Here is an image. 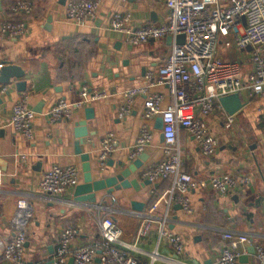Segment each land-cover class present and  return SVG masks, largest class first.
I'll return each instance as SVG.
<instances>
[{"label":"crops","instance_id":"obj_1","mask_svg":"<svg viewBox=\"0 0 264 264\" xmlns=\"http://www.w3.org/2000/svg\"><path fill=\"white\" fill-rule=\"evenodd\" d=\"M18 0H3L0 10V63H17L26 70L27 91L19 90L14 78L11 83L0 82V257L8 239L12 236V214L21 196L29 195L35 205V213L29 225L24 264H57L59 235L69 225L79 228L74 247L101 241V226L105 217L120 222L124 234L121 246L142 263L152 260L158 250L157 264H217L226 241L223 232L232 229L250 237L245 253L252 245L264 244V97L240 95L245 106L236 114L225 116L222 112L206 116L211 132L217 137L219 148L206 154L195 135L180 130V144L185 170L197 177L214 172L250 175L248 184L227 192L210 186L190 191L192 210L171 201L163 194L170 189L166 180L158 185L143 183V172L160 162L164 156L162 130L157 117L147 118L146 96L134 101L133 111L120 117L119 111L127 99V91L146 83L147 72L166 61L174 41L168 37L131 44L111 27L115 12L130 13L132 25L143 27L161 24L168 20L170 9L167 0H92L97 2L94 15L83 22L67 16L69 0H28L29 11L16 6ZM52 22L49 25V17ZM24 21L25 33L12 37L1 31V24ZM51 27L48 29L47 27ZM53 48H55L53 50ZM252 48V47H251ZM249 47L238 51L231 48L221 53L224 59H240L244 72L252 69ZM238 52L237 58L233 53ZM82 75V76H79ZM100 82L108 95L97 103L76 107L73 117L51 122L46 113L60 98L70 103L81 101L80 90L84 83ZM164 94L167 106L174 100L166 86H158ZM36 111L41 103L43 112H37L34 136L28 138L10 125L14 105L24 96ZM88 107L95 109L94 118L87 119ZM87 119L89 136L85 137L82 151L93 159V173L103 178L113 173L114 167L101 165L98 153L102 139L108 130L116 133L118 145L107 162L113 160L130 164V152L145 124L153 129V140L144 155L143 164L131 177H140V189L134 186L118 187L113 193L106 189L96 193L97 202L78 204L72 202L73 193L51 197L38 190V183L45 171L52 166L70 163L82 170L83 161L75 148V123ZM147 151V152H146ZM3 159V164L1 163ZM106 162V163H107ZM145 203L143 210L133 207L132 201ZM159 200L154 212V225L144 238H138V230L151 206ZM166 220L174 233L180 234L185 250L178 254L169 240L161 236L160 228ZM0 264H3L0 258ZM68 264H75L73 258ZM93 264H106L100 257ZM241 264H258L256 253H249V261Z\"/></svg>","mask_w":264,"mask_h":264},{"label":"built area","instance_id":"obj_2","mask_svg":"<svg viewBox=\"0 0 264 264\" xmlns=\"http://www.w3.org/2000/svg\"><path fill=\"white\" fill-rule=\"evenodd\" d=\"M170 15L166 22L134 27L130 13L115 12L111 27L122 34L131 44H140L153 39L172 36L175 38L172 51L166 61L156 69L147 72L146 83L127 91V99L119 111L120 117H126L133 111L134 101L146 96V117H163L164 158L143 172V178L158 185L170 181L171 187L163 198L178 202L187 210H192L190 191L193 188L210 186L221 192L241 187L251 181L250 175H235L228 172H214L197 177L185 170L180 144V130L186 129L193 135L206 154H213L219 148L217 137L211 132L206 121L210 113L221 112V99L233 93L239 95L245 91L248 97H264V0H167ZM19 9L29 11L30 1L18 0ZM97 2L92 0H69L66 4L67 16L83 22L94 15ZM24 21H10L1 24V31L12 37L25 33ZM185 34L184 43H178L176 37ZM252 47L249 61L252 69L244 72L240 59H224L222 52L231 48L242 51ZM2 64L0 63V67ZM81 101L70 103L60 98L46 113L51 122L73 117L76 107L88 103L101 102L108 90L100 82L81 85ZM158 86H166L174 100L164 105V94ZM3 90H0V93ZM241 96V95H240ZM37 112L29 102V95L16 102L10 117V125L28 138L34 136V121ZM153 129L145 124L130 152V158L139 157L151 144ZM118 138L114 131L108 130L102 139L98 161L106 164L116 151ZM0 175L5 172L0 169ZM81 168L70 163L54 165L45 171L38 183V190L51 197L73 193L80 184ZM157 200L142 221L138 238H144L151 232L159 206ZM35 213V205L29 195L21 196L12 214V236L5 244L1 260L3 264H24L25 248L28 240L29 225ZM161 236L166 237L178 254L185 250L180 234L167 226L166 220L160 228ZM124 229L113 217L102 221L100 242L74 247L79 235L76 225H69L60 231L57 248V264H68L73 258L75 264H93L98 257L106 264H143L130 255L121 246ZM226 244L223 246L217 264H241L240 257L245 252L250 237L246 233L227 229L223 232ZM258 264H264V244L256 243ZM152 260L144 264H157L160 259L158 250L151 254Z\"/></svg>","mask_w":264,"mask_h":264},{"label":"water","instance_id":"obj_3","mask_svg":"<svg viewBox=\"0 0 264 264\" xmlns=\"http://www.w3.org/2000/svg\"><path fill=\"white\" fill-rule=\"evenodd\" d=\"M3 0H0V10L3 7ZM52 22V17H49V25ZM50 29L51 27H47ZM168 40L173 42L175 40L174 37L169 36ZM176 41L178 43H184L185 41V34H179L176 37ZM251 49V47H249ZM26 70L24 67L17 63H10L4 61L2 63V66L0 67V82L3 84L11 83L12 80L16 79V84L19 87V90L21 91H27L28 89V80L27 79H21L25 77ZM221 104L223 106V109L221 112L227 116V115H234L239 110H241L245 103L243 102L241 96L239 93H233L229 95L228 97H223L221 99ZM36 111L43 112V109L41 108V103L37 107ZM87 111V119L94 118L95 109L93 107H88L86 109ZM87 119H79L75 123V148H76V154L81 155V159L83 161V170H84V180L81 182L77 187L75 188L74 194H73V203L78 204H87L88 206L92 203L97 202V195L96 193L100 190L106 189L108 193H113L116 188L118 187H131L134 186L137 189H140L143 185L139 179L140 177H131L132 173L137 170L139 166L143 164L144 155L141 154L136 160H134L130 164H125L124 161H119L118 166H114L115 163H112L113 160H110V162H107V165H110L114 167L113 173L109 176L103 177V178H96L93 173V159L91 154L84 153L82 151V145L85 142V137L89 136V131L87 129ZM159 129H163L164 127V121L163 117L157 118V125ZM162 139H164V134L162 132ZM147 150V149H146ZM147 152V151H146ZM2 164H3V159ZM103 164V165H106ZM143 183L145 184H152V182L149 179H145ZM133 207L137 210H143L145 203L134 200L132 201ZM180 208H182V205H179ZM249 253H256L255 246L252 245V247L249 250ZM249 253L242 254L240 257V260L242 263L249 261ZM74 260V259H73Z\"/></svg>","mask_w":264,"mask_h":264},{"label":"rangeland","instance_id":"obj_4","mask_svg":"<svg viewBox=\"0 0 264 264\" xmlns=\"http://www.w3.org/2000/svg\"><path fill=\"white\" fill-rule=\"evenodd\" d=\"M234 57L237 58L236 56H238V52L233 53ZM91 84V83H90Z\"/></svg>","mask_w":264,"mask_h":264},{"label":"trees","instance_id":"obj_5","mask_svg":"<svg viewBox=\"0 0 264 264\" xmlns=\"http://www.w3.org/2000/svg\"><path fill=\"white\" fill-rule=\"evenodd\" d=\"M55 48H53V50H54ZM79 76H82V75H79Z\"/></svg>","mask_w":264,"mask_h":264}]
</instances>
